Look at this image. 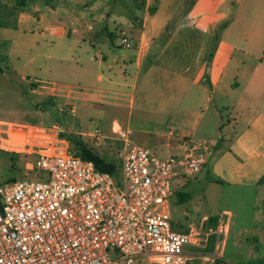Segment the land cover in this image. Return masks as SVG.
<instances>
[{
  "label": "crops",
  "instance_id": "1",
  "mask_svg": "<svg viewBox=\"0 0 264 264\" xmlns=\"http://www.w3.org/2000/svg\"><path fill=\"white\" fill-rule=\"evenodd\" d=\"M96 1L86 0V16L65 17L38 0H0L4 15L16 7L22 35L9 41L18 55L43 79L86 89L66 132L107 162L122 146L118 129L164 157L183 138L207 139L198 173L262 199L264 0H100L102 11ZM120 30L131 47L120 45ZM85 108L105 118L102 133L82 129Z\"/></svg>",
  "mask_w": 264,
  "mask_h": 264
},
{
  "label": "built area",
  "instance_id": "2",
  "mask_svg": "<svg viewBox=\"0 0 264 264\" xmlns=\"http://www.w3.org/2000/svg\"><path fill=\"white\" fill-rule=\"evenodd\" d=\"M116 38L131 47L124 30ZM10 87L62 100L59 111L71 116L86 95L80 86L30 76ZM65 132L56 123L0 120V152L32 156L43 172L0 184V264H224L228 212L186 232L173 230L169 214L173 181L200 172L212 150L207 139L183 138L178 154L162 158L118 129L122 146L111 175L70 152Z\"/></svg>",
  "mask_w": 264,
  "mask_h": 264
},
{
  "label": "rangeland",
  "instance_id": "3",
  "mask_svg": "<svg viewBox=\"0 0 264 264\" xmlns=\"http://www.w3.org/2000/svg\"><path fill=\"white\" fill-rule=\"evenodd\" d=\"M44 10H50L65 17H71L72 11L87 15L84 9L86 0H38ZM100 0L96 7L102 11ZM261 5L260 7H262ZM12 5L4 15L0 9V120L50 126L56 123L68 128L72 116L68 112H60L62 100L51 101L42 97H30L10 87V81L16 77L44 78L45 73L33 70L28 64L25 54L12 46L9 41L17 40L22 31L14 29ZM136 11V9L134 8ZM7 27V28H6ZM7 29L3 33L1 30ZM24 33V32H23ZM28 33L25 32V35ZM12 41V42H13ZM43 70V68H40ZM115 98V97H114ZM117 99V98H116ZM114 99L116 102L117 100ZM75 105H81L75 102ZM104 119H94L85 108L82 115V129L92 131L97 128L102 133ZM71 152L76 153L69 144ZM158 157L164 158L165 155ZM117 159V154L112 160ZM109 159H106L108 161ZM35 158L0 152V184L6 181L35 180L43 172L35 171ZM213 175L206 171L196 174L189 181L175 179L172 183V195L168 199L172 228L178 232H186L190 226H197L202 218H218L223 211H228L227 233L224 237V264H264V197L260 192L239 190L234 187L218 186ZM187 195L180 201V195ZM115 259L113 252L109 253ZM144 264V263H140Z\"/></svg>",
  "mask_w": 264,
  "mask_h": 264
},
{
  "label": "trees",
  "instance_id": "4",
  "mask_svg": "<svg viewBox=\"0 0 264 264\" xmlns=\"http://www.w3.org/2000/svg\"><path fill=\"white\" fill-rule=\"evenodd\" d=\"M227 24V21L222 23V26H225ZM52 101V100H51ZM63 137L66 138L67 143H68V150L71 152L69 149V144L71 143L73 145V149L76 151L74 153L78 157L84 160H88L93 162L95 168L100 171V172H106L111 175H116V169L115 167L110 163L101 158L98 154L93 152L91 149H89L81 140L75 136L74 134H71L69 132H65L62 134ZM73 153V152H72ZM187 195H180V201L185 199Z\"/></svg>",
  "mask_w": 264,
  "mask_h": 264
}]
</instances>
